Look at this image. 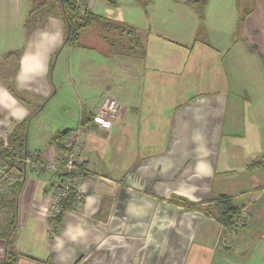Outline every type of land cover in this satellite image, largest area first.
I'll list each match as a JSON object with an SVG mask.
<instances>
[{"label":"crops","instance_id":"obj_1","mask_svg":"<svg viewBox=\"0 0 264 264\" xmlns=\"http://www.w3.org/2000/svg\"><path fill=\"white\" fill-rule=\"evenodd\" d=\"M236 1L209 0L203 24L175 0L145 8L120 0L118 15L88 2L93 13L135 28L142 54L112 55L96 32L83 34V47H67V80L82 100L78 121L105 96L123 113L110 129H87L77 187L84 205L55 229L57 174L29 173L17 195L12 187L0 197V264L10 252L20 254L17 264H264V0L242 29ZM132 8L135 16L144 10L141 21L127 13ZM28 9L30 0H0V28L21 27ZM52 12L39 15L47 20L37 34L45 49L1 68L13 69L19 92L41 99L53 94L49 59L66 35L60 10ZM34 76L39 88L22 84ZM0 94L11 117L0 123L4 138L29 106L8 88ZM54 136L28 151L53 160ZM253 162L260 167L249 171ZM219 195L242 208L245 228L228 233L197 209ZM173 196L192 206L175 205Z\"/></svg>","mask_w":264,"mask_h":264},{"label":"trees","instance_id":"obj_2","mask_svg":"<svg viewBox=\"0 0 264 264\" xmlns=\"http://www.w3.org/2000/svg\"><path fill=\"white\" fill-rule=\"evenodd\" d=\"M52 0H30V12L25 22V31L27 40L30 39L34 30L30 29L29 22L36 17L40 10H45L48 3ZM90 0H54L60 8V16L65 26V39L63 47L65 48H81L82 37L84 32L94 28H99V37L108 46L109 52L112 55L131 52L133 54H142V44L139 40L138 32L135 28L124 24L112 21L93 13L88 8ZM111 7L119 5L120 0H102ZM181 2L195 11L198 15L201 24L205 21V10L209 0H175ZM138 4L145 8L153 3V0H137ZM257 0H237V10L239 12V27L242 29L248 18L256 11ZM39 10V11H38ZM23 50L11 51L6 53L1 65L5 64L12 58L21 59ZM10 85L8 90L23 103L27 104L26 100L12 88ZM33 116H30L22 122L16 123L11 133L6 138H0V164L8 163L11 166L15 164L18 158L35 157L27 149V133L30 121ZM92 116L88 119L85 116L82 119V124L88 126V129L95 126L92 123ZM72 131V130H71ZM70 130L58 133L52 139V144L58 152L65 150V142L69 137ZM37 159L41 160L39 156ZM83 163L80 165L82 170ZM260 167V163H252L248 166L249 171H253ZM81 170L79 173H81ZM14 190L15 195L18 194L21 187V182L17 184ZM0 197H3L0 195ZM77 192L72 191L68 198L62 204V213L51 218L49 221L55 229L63 219L66 212L76 207ZM171 202L178 206L191 207L192 204L187 200L173 196ZM209 218H214L228 233H234L246 227V223L241 217L242 208L236 206L232 199L227 195H219L212 200L209 205L200 206L197 208ZM20 254L10 252L7 255L4 264H17Z\"/></svg>","mask_w":264,"mask_h":264},{"label":"rangeland","instance_id":"obj_3","mask_svg":"<svg viewBox=\"0 0 264 264\" xmlns=\"http://www.w3.org/2000/svg\"><path fill=\"white\" fill-rule=\"evenodd\" d=\"M100 2L102 4H107L102 0H100ZM117 7L118 6L110 8V10H113L112 12L114 15H118L120 12L122 13L123 9ZM55 9H58V11L60 10L58 4H56V2L52 0L51 2L48 3V6L45 8V10L43 9L40 11L38 10L39 13L36 15L35 18L33 17L32 20L29 22L30 29L33 30L35 29L29 40H27L26 38L25 22L28 18L30 9L26 11L25 20L21 27L18 28L14 24H12L9 25L7 29L2 30L0 28V92L1 90L8 88L10 85H12L13 86L12 88L16 90L26 100L27 105L29 106L28 117L33 116L30 121L28 133H27V146L30 151L35 147L36 148L39 147L40 149H43L58 130L60 131H65L66 129L75 130L79 127L78 120L80 115V103H82V100L76 97L73 89V84L69 80H67L68 68L66 66L67 56L65 55L67 54L69 49H67L66 47L64 48L63 45H61L56 50V52H54L52 58L49 59L51 65V69L49 73V77H50L49 83L52 86L53 94H51V96L44 99L36 98L37 96H35V94L33 93L28 94V93L19 92L17 86L14 83L15 78L11 76L14 73L12 72L13 69L12 68L10 69L5 68L3 70L1 69L2 67L8 65L7 63L3 64V66L1 65V63H3L2 62L3 56L8 52L18 51V50H23V53H27L29 51L34 52L36 51L37 46L40 49H45L44 44L41 47L38 45L40 42V38L38 39L37 34H38L39 26L45 25L47 20L45 17L39 15L40 14L45 15V13L48 12L53 13L52 11H54ZM135 12H137V9L135 8L128 9L127 11V13L131 15L135 21H139V20L141 21L143 14L146 15L143 9H140L138 11V16L137 15L135 16ZM100 14H102V12ZM47 27H48V33L52 35L50 27L49 26ZM86 32H89L90 35L96 32L95 34L98 35L96 37V40H98L99 37L98 27H94ZM86 32H84V34ZM30 54L32 55V53ZM63 60L65 66L63 65ZM10 62L13 61H9V63ZM53 69H55L54 75L52 71ZM36 78L38 79L37 76H34V79L30 81L23 79L22 84L25 83L27 87H34V89L35 87L39 88L40 84ZM33 103H38L40 104V106L34 107ZM9 115H10V110L4 107V102L2 101L0 94V123H7L11 118L9 117ZM51 128L53 129V131L49 133L48 130Z\"/></svg>","mask_w":264,"mask_h":264},{"label":"built area","instance_id":"obj_4","mask_svg":"<svg viewBox=\"0 0 264 264\" xmlns=\"http://www.w3.org/2000/svg\"><path fill=\"white\" fill-rule=\"evenodd\" d=\"M123 113V105L112 96H105L102 103L92 114V123L103 129H110ZM87 124L79 123V127L69 133L65 150L58 152L55 158L44 162L36 157L18 158L13 166L8 163L0 164V195L21 182L29 173L57 174V181L53 185V195L50 200L49 218H55L62 213V204L72 191L77 192L76 207L78 210L84 205L82 195L77 191L80 183L79 171L85 148V133Z\"/></svg>","mask_w":264,"mask_h":264}]
</instances>
